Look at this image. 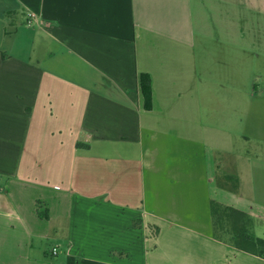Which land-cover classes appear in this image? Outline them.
<instances>
[{
    "label": "crops",
    "instance_id": "1",
    "mask_svg": "<svg viewBox=\"0 0 264 264\" xmlns=\"http://www.w3.org/2000/svg\"><path fill=\"white\" fill-rule=\"evenodd\" d=\"M212 203L264 238V0H0V264H264Z\"/></svg>",
    "mask_w": 264,
    "mask_h": 264
},
{
    "label": "trees",
    "instance_id": "2",
    "mask_svg": "<svg viewBox=\"0 0 264 264\" xmlns=\"http://www.w3.org/2000/svg\"><path fill=\"white\" fill-rule=\"evenodd\" d=\"M138 87L142 97L143 108H151L150 78L147 74L138 75ZM220 186L221 184L218 183ZM214 231L216 232V218L223 224L222 233L231 245L238 251L264 258V238H258L253 233L254 221L245 213L229 206L211 204ZM134 226L135 223H134ZM214 232V233H215ZM216 236V234H215ZM219 233V237H220ZM225 236H228L225 237Z\"/></svg>",
    "mask_w": 264,
    "mask_h": 264
},
{
    "label": "rangeland",
    "instance_id": "3",
    "mask_svg": "<svg viewBox=\"0 0 264 264\" xmlns=\"http://www.w3.org/2000/svg\"><path fill=\"white\" fill-rule=\"evenodd\" d=\"M224 181H226V180H224ZM221 182L224 183V184L227 183V182H223V181H221ZM233 186H234V182L231 181L230 184L228 185V187H233ZM222 226H223V224L220 222V220L218 221V219L216 218V232H215L216 237H219V233H220V235H221L220 237L224 238L223 233L221 231L222 230ZM225 237L228 238V236H225Z\"/></svg>",
    "mask_w": 264,
    "mask_h": 264
},
{
    "label": "built area",
    "instance_id": "4",
    "mask_svg": "<svg viewBox=\"0 0 264 264\" xmlns=\"http://www.w3.org/2000/svg\"><path fill=\"white\" fill-rule=\"evenodd\" d=\"M55 254H56V249L53 248V249H52V255H55Z\"/></svg>",
    "mask_w": 264,
    "mask_h": 264
}]
</instances>
